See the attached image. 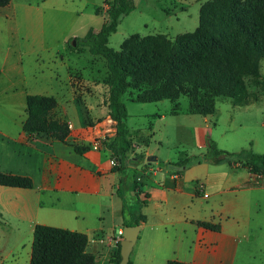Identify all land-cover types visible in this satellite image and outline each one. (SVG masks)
<instances>
[{"label":"crops","instance_id":"1","mask_svg":"<svg viewBox=\"0 0 264 264\" xmlns=\"http://www.w3.org/2000/svg\"><path fill=\"white\" fill-rule=\"evenodd\" d=\"M11 3L12 0L0 6V95L4 94V101L18 98L24 115L19 117L17 135L9 134L7 128L1 133L4 139L29 148L39 160L35 167L27 163L24 171H7L27 175L33 181L32 188L9 187L19 189L12 193L25 197L15 206L18 210L20 207V211H31L29 231L32 234L38 223L83 232L88 236L86 249L95 255L96 264H114L111 258L117 249V241L122 238H118V230H123V226H119L116 231L114 225L118 219L123 222V201L118 193L119 174L112 170L114 157L102 142L115 135V121L104 104L106 95L75 92L67 74L57 76L54 63L64 58L59 48L51 47L49 53L48 49L23 45L13 15L8 12ZM47 5L53 6V2L41 0L36 5L28 4L27 10L34 12L35 9L41 19ZM77 51L70 50L71 54ZM45 52H48L46 59L54 64L53 67H45ZM25 58H30L36 67L31 75L33 87L25 82ZM46 80L56 86L53 95H48L57 101L55 115L71 125L66 143L53 140L44 133L27 134L22 130L27 116L26 97L29 94L47 95L37 89V82L41 84ZM260 93L250 96V101H258ZM87 97L91 103L87 102ZM165 116V112L155 113L156 121ZM129 117L128 114L127 120ZM203 123L191 127L195 143L202 149L201 154L206 149L207 116H203ZM154 128L152 122L144 127L127 124L132 138L127 157L134 153L144 156L134 166V178L141 183L140 198H145V193L149 195L142 208L146 221L140 223L141 228L149 223L150 215L145 211L151 208L152 214L160 217L158 226L168 225L172 233L174 231L172 235L166 233L164 241L161 234L155 233L150 239L152 247L157 250L164 245L162 255L166 256L165 260L170 258L193 264H252L256 258H264V177L260 179V185H250L253 175L245 167L206 160L174 172L180 168L159 165V157L149 151L151 141L158 144L163 141L162 137H156ZM87 144L91 147L83 153L74 150V145ZM150 156L155 159L148 160ZM127 165L132 166L131 162ZM258 193H263V197L252 203L255 207L248 206L247 198ZM46 197L50 199L48 202ZM198 221L219 224V230L200 226Z\"/></svg>","mask_w":264,"mask_h":264},{"label":"trees","instance_id":"2","mask_svg":"<svg viewBox=\"0 0 264 264\" xmlns=\"http://www.w3.org/2000/svg\"><path fill=\"white\" fill-rule=\"evenodd\" d=\"M11 0H0L5 6ZM108 5L107 16L98 30L90 28L80 42L93 55L105 59L107 95L104 104L115 121V135L102 142L114 157L113 171L119 174L120 189L124 183L128 192L137 198L140 208L146 205L149 195L140 198L141 183L134 178V166L143 160L136 154L127 165V152L132 138L127 129V109L122 97L128 93L130 101L151 103L169 100L174 103L169 113L212 115L218 98H230L236 105L250 102L246 77L255 79L256 93L264 88L261 78V61L264 59V0H204L199 8L198 25L190 32L174 39L163 34L131 35L118 50L108 45L109 37L117 30L121 17L135 9L133 0H104ZM102 6L96 9L99 14ZM77 40V39H76ZM72 46V45H71ZM72 46V48L76 47ZM1 73V71H0ZM186 97L185 109L178 103ZM256 97V95H255ZM255 99V98H254ZM57 101L53 96L29 94L26 97V118L22 130L27 134L44 133L53 140L67 142L69 122L55 115ZM206 149L200 156L181 158L173 165L181 169L206 160L210 163L241 165L253 175L250 185H260L264 177V154L247 148L240 151L219 149L214 140L206 137ZM77 153L91 145H74ZM0 186L32 188L27 175L0 171ZM122 217L127 214L124 198ZM126 225L144 222L140 211ZM198 225L219 230V224L198 221ZM88 236L79 231L46 224H35L29 264H96V257L87 251ZM120 240L111 261L119 264ZM127 264H132L129 260ZM166 264H193L167 260Z\"/></svg>","mask_w":264,"mask_h":264},{"label":"rangeland","instance_id":"3","mask_svg":"<svg viewBox=\"0 0 264 264\" xmlns=\"http://www.w3.org/2000/svg\"><path fill=\"white\" fill-rule=\"evenodd\" d=\"M40 1L12 0L8 12L13 15V22L15 21L18 27L21 43L39 49H48L49 53L51 47L59 48L60 55L64 58L56 61L54 65L52 62L48 63L46 57L49 54L45 52V67H53V65L57 67L55 71L57 76L63 77L67 74L72 82L71 89L75 92H101L107 95L105 59L100 55H93L80 40L90 28L98 30L101 27L107 16L108 5L104 3V0H49L50 3L53 2V6L47 5L40 19L35 9L34 12L27 10L28 4L36 5ZM133 1L135 9L121 17L117 30L109 37L108 45L115 50L120 48L126 38L135 34L139 36L163 34L174 39L179 34L193 31L198 25L200 5L204 2V0ZM99 5L102 6V10L98 15L96 9ZM76 43L77 46L72 48ZM74 49L78 50L77 53L71 54L70 50ZM24 60L25 82L27 86L33 87L35 83L31 75L36 67L30 58ZM44 71L47 72V69ZM261 73L259 80L264 82V59L261 61ZM254 80L246 77L249 97L256 93ZM37 89L47 95H53L51 93L56 86L46 80L41 84L37 82ZM3 96L4 94L1 93L0 171H24L28 166L27 163L35 167L39 164V160L26 146L3 138L1 131L4 128L8 129L9 134L17 135L19 117L24 115L18 98L4 101ZM87 98V102L91 103L89 97ZM129 98L128 93L122 97L130 116L126 124L130 127H144L152 122L155 124L156 137H162L163 141L160 144L157 141H151L149 147L150 153L159 157V165L166 167L169 163H174L181 158L202 155L200 153L202 149L197 147L191 127L204 125L203 116L182 112L178 115L171 114L169 110L174 103L169 100L139 103L129 101ZM178 103L185 109L188 100L186 97H180ZM161 112L166 113L165 119L156 121L155 113ZM207 118L209 123L205 140L208 136L215 141L217 147L230 152L247 148L252 152L264 154V88L258 101L252 100L245 105H236L230 98H218L214 114ZM136 154H132L130 158L127 157V162H130ZM13 190L19 189L0 187V264H29L33 239V234L29 231V222L32 214L28 210L20 211L19 206L18 210L15 205L22 202L25 197L12 193ZM262 194L258 193L247 198V205L255 207L252 203L260 200L263 197ZM119 196L124 198L128 212L123 222L116 220L114 225L116 231L119 226H128L126 223L133 217L130 213L140 211L145 215L142 211L145 205L140 208L137 198L132 192H128L124 183L121 184ZM44 199L47 202L50 200L48 197ZM145 212L150 215L149 223L143 228L140 227L138 239L131 250L129 260L132 264H166L170 258L165 260L166 256L162 255L164 245L155 250L150 239L156 235L155 233H159L164 241L163 236L166 233L172 235L174 231L172 233L168 225L158 226L160 217L153 215L151 208ZM262 263L264 258L261 256L252 264Z\"/></svg>","mask_w":264,"mask_h":264},{"label":"water","instance_id":"4","mask_svg":"<svg viewBox=\"0 0 264 264\" xmlns=\"http://www.w3.org/2000/svg\"><path fill=\"white\" fill-rule=\"evenodd\" d=\"M155 159L154 156H150L148 160ZM171 168H180L170 165ZM140 224L124 226L122 230V238L120 240V262L119 264H127L129 261V256L131 250L138 239V234L140 231Z\"/></svg>","mask_w":264,"mask_h":264},{"label":"built area","instance_id":"5","mask_svg":"<svg viewBox=\"0 0 264 264\" xmlns=\"http://www.w3.org/2000/svg\"><path fill=\"white\" fill-rule=\"evenodd\" d=\"M69 126H71L70 123H69ZM199 187H200L199 189H201V185ZM121 236H122V229L118 230V238Z\"/></svg>","mask_w":264,"mask_h":264}]
</instances>
